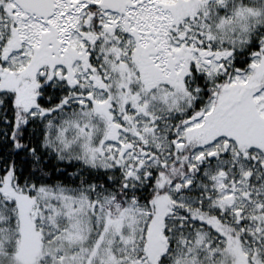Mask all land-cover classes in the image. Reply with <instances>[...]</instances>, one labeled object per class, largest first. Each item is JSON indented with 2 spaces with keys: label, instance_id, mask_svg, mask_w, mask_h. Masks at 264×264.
<instances>
[{
  "label": "snow or ice",
  "instance_id": "1",
  "mask_svg": "<svg viewBox=\"0 0 264 264\" xmlns=\"http://www.w3.org/2000/svg\"><path fill=\"white\" fill-rule=\"evenodd\" d=\"M0 264H264V0H0Z\"/></svg>",
  "mask_w": 264,
  "mask_h": 264
}]
</instances>
